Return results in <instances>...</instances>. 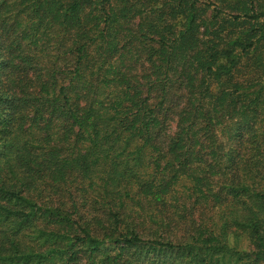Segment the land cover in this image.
I'll return each instance as SVG.
<instances>
[{
  "label": "trees",
  "instance_id": "trees-1",
  "mask_svg": "<svg viewBox=\"0 0 264 264\" xmlns=\"http://www.w3.org/2000/svg\"><path fill=\"white\" fill-rule=\"evenodd\" d=\"M0 264H264V0H0Z\"/></svg>",
  "mask_w": 264,
  "mask_h": 264
},
{
  "label": "rangeland",
  "instance_id": "rangeland-1",
  "mask_svg": "<svg viewBox=\"0 0 264 264\" xmlns=\"http://www.w3.org/2000/svg\"><path fill=\"white\" fill-rule=\"evenodd\" d=\"M246 244H247L246 242H243V243H242V246H246Z\"/></svg>",
  "mask_w": 264,
  "mask_h": 264
}]
</instances>
